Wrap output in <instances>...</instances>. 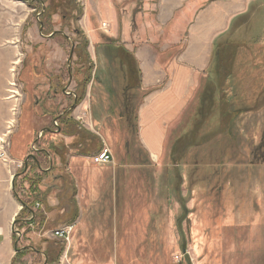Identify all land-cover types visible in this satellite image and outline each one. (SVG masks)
Wrapping results in <instances>:
<instances>
[{
	"label": "rangeland",
	"instance_id": "1",
	"mask_svg": "<svg viewBox=\"0 0 264 264\" xmlns=\"http://www.w3.org/2000/svg\"><path fill=\"white\" fill-rule=\"evenodd\" d=\"M40 1L26 2L33 31L25 46L32 52L39 45L37 52L22 78L16 68L9 82L14 125L26 117L25 150L40 162L16 163L18 199L35 215L17 227L28 232L20 245L52 249L49 264H264V2L220 37L235 44L223 65L210 61L193 101L161 121L156 158L142 142L139 112L148 92L139 64L129 41L126 47L116 37L117 11L127 20L135 5ZM44 12L45 38L38 26ZM75 29L89 41L88 59L74 54ZM118 45L128 54L123 60ZM217 69L220 80L229 75L223 93ZM65 111L61 134L54 122ZM103 148L113 161L95 165L91 158ZM67 227L69 242L53 237ZM27 258L25 264H48L33 249Z\"/></svg>",
	"mask_w": 264,
	"mask_h": 264
},
{
	"label": "crops",
	"instance_id": "2",
	"mask_svg": "<svg viewBox=\"0 0 264 264\" xmlns=\"http://www.w3.org/2000/svg\"><path fill=\"white\" fill-rule=\"evenodd\" d=\"M123 1L124 8L135 6L127 20L124 12L117 11L116 37H120L126 47L129 41L130 48H127L138 61L143 91L150 92L144 99L139 119L141 131H144L142 142L157 158L163 145L156 142H161L159 138L163 142L161 137L165 134V122L161 121L175 113L178 107L185 109L193 101L208 70L214 42L230 31L236 18L264 0ZM31 12L28 3L22 0H0V151L3 142L8 143L4 155L10 157L7 163L0 160V264H13L17 245L22 251L31 247L20 245L22 232L17 243L14 241V223L23 208L14 195L16 178L20 177L16 166L23 165L33 154L25 151L27 137L31 134L25 124L26 117L20 116L14 125L13 103H17V98L9 89L12 70L17 68L22 78L27 57L36 53L39 46L35 45L32 52L25 46V41L32 37ZM38 22L40 36L47 37L39 18ZM17 83L20 84L18 79ZM155 109L161 111L156 113ZM149 113L152 115L146 121L145 115ZM48 253L52 256L54 252L51 249ZM38 254L45 258L43 252ZM25 261H29L28 258Z\"/></svg>",
	"mask_w": 264,
	"mask_h": 264
},
{
	"label": "trees",
	"instance_id": "3",
	"mask_svg": "<svg viewBox=\"0 0 264 264\" xmlns=\"http://www.w3.org/2000/svg\"><path fill=\"white\" fill-rule=\"evenodd\" d=\"M28 2H29V5L30 6H32V4L33 3H35V2H39L40 0H27ZM76 1L77 0H71V4L73 3V4H75L76 3ZM214 1H216V0H210V2H214ZM41 2V1H40ZM72 11H77V9H76V5H74V7H73V10ZM45 14H46V12H44L43 14H41L39 17H40V24L43 26V27H46V24H45V20H41V18L42 17H44L45 18ZM45 35V34H44ZM74 35H75V37H77L78 38V40H76V48H75V51H74V54H76L77 55V57L78 58H81L82 57V55H84L87 59L89 58V55H88V53H87V50H88V47H89V41L87 40V38L85 37V35L83 34V32H82V30H79V29H75V31H74ZM220 39H222L220 42H214V45H213V53H212V58H211V64H212V62H214V63H216L217 64V66L218 65H220L221 66V64L223 65L224 63V59H225V51H227L228 49H229V47H233L234 46V42H233V38L230 36V37H224V38H220ZM220 39H218V40H220ZM77 41H79V42H77ZM217 41V40H216ZM109 45H114V43H112V41H110L109 42ZM117 50H118V56H120V58H121V60H123L125 57H126V55H128L127 53H124V52H122V48H121V45H118V47H117ZM83 51H84V53H83ZM124 57V58H123ZM90 61V60H89ZM90 65V64H89ZM138 65V64H137ZM91 66V65H90ZM211 66V65H210ZM139 69V68H138ZM90 71H91V68H89V75H90ZM220 72H219V70L217 69L216 71H215V76H216V79L218 80V78H219V80H220V77L218 76V74H219ZM139 75H140V78H141V72H140V70H139ZM229 75L227 74L226 76H225V78H221V80H220V82H218L217 84H216V88L218 89V90H221L222 91V93L225 91V83H227V81H228V77ZM227 78V79H226ZM90 79H91V77L89 76L86 80H84L83 81V83H82V87H83V89H84V92H85V89H86V87H87V85H88V83L90 82ZM141 80V79H140ZM141 82V81H140ZM149 93V92H148ZM76 103H78V96H77V99H76ZM70 115V112H66L65 111V113H63L62 115H60V117H55V121L57 122V121H59V124H58V126H57V128H56V130L57 131H59V133H61V134H67V130H66V118L68 117ZM28 127V126H27ZM53 128H54V126H52ZM50 129H51V127L49 128V130L48 129H46L45 131H47V132H50ZM52 131V130H51ZM26 151V150H25ZM101 151V150H100ZM100 151H98V152H100ZM40 154H43L45 157H47L48 155H50L49 154V152H47L46 150H41L40 152H39ZM32 155H29L27 158H26V160L27 159H29V163L30 162H32V164L35 166H37V162H38V159H37V157L36 156H34L35 157V160H33V159H31L30 157H31ZM28 163V164H29ZM17 178H18V176H17ZM17 178H16V183H15V192H14V195H15V197H17L18 198V195H17V192H16V185H17ZM20 201V203L23 205V210L20 212V214L18 215V217L16 218V220H15V223H14V228H15V233H14V241L17 243V241H18V239H19V237H18V233H21V229H18L17 227L18 226H20V227H23V225H25V223H27V221H28V219H30V218H32L33 217V219L31 220V221H34V219H35V215H34V213H33V211H32V209L29 207V205H28V203L29 202H24V201H21V200H19ZM30 217V218H29ZM16 229H17V232H16ZM27 233L28 232H26V233H23L22 234V238H23V240L26 238V235H27ZM31 246V245H30ZM16 248L18 249V250H20L21 249V247H19L18 245L16 246ZM30 249L32 250L33 249V251H35L36 253H41V252H43L44 254H45V263H48L49 264V262H51L50 261V259H52V256H51V254H49L48 252H44V251H41V250H39V249H37V248H34L33 246H31V247H28V248H26L25 250H23L22 252H18L17 254H16V256H15V258H14V260H13V264H25V257H26V255H27V253L28 252H30ZM59 256H56L55 257V259H57Z\"/></svg>",
	"mask_w": 264,
	"mask_h": 264
},
{
	"label": "built area",
	"instance_id": "4",
	"mask_svg": "<svg viewBox=\"0 0 264 264\" xmlns=\"http://www.w3.org/2000/svg\"><path fill=\"white\" fill-rule=\"evenodd\" d=\"M103 27L105 29H107L106 24H104ZM54 124L56 125V127L58 126L57 122H55ZM39 135H40V133H39ZM39 137H41V135ZM8 147H9V144L6 142H3L2 149L0 151V158L5 163L10 161L9 155H4V148H8ZM35 150H36V146L34 145L32 147V151H35ZM91 160L95 165L109 164L113 161V154L108 148H103V149H101L100 152L96 153L91 158ZM20 165H22V164H20ZM72 231H73V228H71V227L60 229V230H57L56 232H53V237L56 238L57 240H63L65 242H69V240L71 238Z\"/></svg>",
	"mask_w": 264,
	"mask_h": 264
},
{
	"label": "water",
	"instance_id": "5",
	"mask_svg": "<svg viewBox=\"0 0 264 264\" xmlns=\"http://www.w3.org/2000/svg\"><path fill=\"white\" fill-rule=\"evenodd\" d=\"M22 1H23V2H27V1H25V0H22ZM30 158L33 159V160H35V157H34V156H31ZM28 161H29V159H28ZM24 169H25V172L28 170V162L25 163V168H24ZM14 233H15V231H14ZM18 234H19V233H18ZM21 251H22V250H18L17 248L15 249V252H16V253L21 252Z\"/></svg>",
	"mask_w": 264,
	"mask_h": 264
},
{
	"label": "flooded vegetation",
	"instance_id": "6",
	"mask_svg": "<svg viewBox=\"0 0 264 264\" xmlns=\"http://www.w3.org/2000/svg\"><path fill=\"white\" fill-rule=\"evenodd\" d=\"M55 123V122H54Z\"/></svg>",
	"mask_w": 264,
	"mask_h": 264
}]
</instances>
